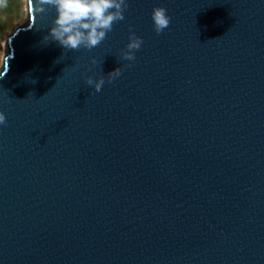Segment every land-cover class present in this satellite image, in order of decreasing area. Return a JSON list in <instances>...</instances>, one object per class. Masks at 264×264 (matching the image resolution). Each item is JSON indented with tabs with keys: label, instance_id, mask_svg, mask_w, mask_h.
<instances>
[{
	"label": "water",
	"instance_id": "1",
	"mask_svg": "<svg viewBox=\"0 0 264 264\" xmlns=\"http://www.w3.org/2000/svg\"><path fill=\"white\" fill-rule=\"evenodd\" d=\"M126 2L90 50L28 0L6 38L0 264H264V0Z\"/></svg>",
	"mask_w": 264,
	"mask_h": 264
},
{
	"label": "clouds",
	"instance_id": "2",
	"mask_svg": "<svg viewBox=\"0 0 264 264\" xmlns=\"http://www.w3.org/2000/svg\"><path fill=\"white\" fill-rule=\"evenodd\" d=\"M28 7L31 16L41 18L49 7L54 8L55 17L49 27V35L44 37L45 41L54 40L64 50H90L106 39L115 23L125 19L128 4L126 0H28ZM151 20L154 31L160 34L169 27L171 18L164 7H154ZM142 44V38L130 30L125 50H121L122 59L134 61L135 51ZM91 62L96 63L94 58ZM119 75L120 68H116L107 74L108 81ZM104 83L103 77L96 80L91 76L85 78V84L96 92L101 91ZM6 124L5 114L0 112V125Z\"/></svg>",
	"mask_w": 264,
	"mask_h": 264
},
{
	"label": "rangeland",
	"instance_id": "3",
	"mask_svg": "<svg viewBox=\"0 0 264 264\" xmlns=\"http://www.w3.org/2000/svg\"><path fill=\"white\" fill-rule=\"evenodd\" d=\"M25 0H0V67L7 36L26 21Z\"/></svg>",
	"mask_w": 264,
	"mask_h": 264
}]
</instances>
